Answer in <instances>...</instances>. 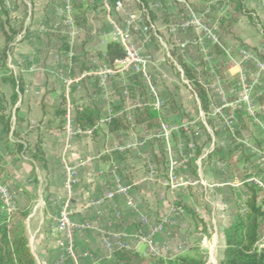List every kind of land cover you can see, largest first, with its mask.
Listing matches in <instances>:
<instances>
[{
	"label": "rangeland",
	"instance_id": "1",
	"mask_svg": "<svg viewBox=\"0 0 264 264\" xmlns=\"http://www.w3.org/2000/svg\"><path fill=\"white\" fill-rule=\"evenodd\" d=\"M83 1L88 6L78 13L79 20L85 17V22L75 25V4ZM245 1L254 13L239 17L230 29H221L217 20L228 17L230 9L218 0H120L115 6L110 0H32V4L30 0H0V24L16 32L7 66L14 76H21L18 84L23 95L16 107L23 122L17 130L31 144L40 134L43 148L51 145L55 154L68 145L65 159L75 148L83 152L99 164L100 181L108 184L104 186L109 190L116 178L130 189L136 188L140 202L134 201L133 210L147 208L155 220L160 218L156 232L162 230L178 239L168 248L157 247L150 234L126 237L127 246L141 254L166 258L197 248L206 264H218L222 232L247 194L244 183L264 185V0ZM110 42L121 44L127 53L125 60L113 66L103 55ZM173 51L197 71L206 68L210 73L208 115L201 111ZM136 74L146 87V101L162 115L163 123L155 131L134 123L133 114L142 98L139 94L132 97L127 88ZM11 92L8 85L0 83V99L7 114L13 115ZM75 106L102 111L101 131L96 136L92 137L90 130L85 134L76 129ZM114 106H121L119 114L124 112L131 123L127 133L117 136L105 133ZM58 107L65 110L64 130L48 131L47 120ZM237 109L250 118L249 130L241 136L233 134ZM237 144L241 150L236 151ZM229 153L236 159L249 158L246 166L243 161L240 164L246 168L243 177L230 175L221 162ZM72 158L75 162L79 155ZM21 159L22 166L27 161ZM2 168L0 197L11 210L16 204L12 184L18 181L12 182L8 170ZM16 168L25 178L28 167ZM35 168L34 178L46 175L39 165ZM44 189L40 186V194ZM143 195L148 196L146 200ZM175 202L194 210L209 237L195 232L190 216L175 208ZM101 216L100 221L107 225L109 214ZM106 234L100 232L102 244L108 240ZM140 236L146 241L136 245ZM188 239L192 242L185 246ZM176 246L179 250L172 251ZM162 250L170 251L163 255Z\"/></svg>",
	"mask_w": 264,
	"mask_h": 264
},
{
	"label": "trees",
	"instance_id": "2",
	"mask_svg": "<svg viewBox=\"0 0 264 264\" xmlns=\"http://www.w3.org/2000/svg\"><path fill=\"white\" fill-rule=\"evenodd\" d=\"M119 1L110 0V3L115 6ZM220 1H224L230 9L228 17H221L217 20L221 29H230L239 17L250 16L254 13L247 8L245 0H218V2ZM30 2L32 4V0ZM87 6L88 3L85 1L75 4V25L85 22V17L79 20L78 12ZM0 30L3 37V43L0 44V83L10 87L12 92L9 105L14 110L13 115L7 114L6 104L0 99V144L7 156L14 157L15 160H22V156L31 166L35 167L37 164L46 172L47 160L43 149L42 136L39 134L35 142L31 144L27 140H23L17 130L23 122L19 115V106L16 107L17 104L21 105L19 95H23V90L18 84L21 76H14L7 66L9 54H11L16 41V32L11 27L6 30L4 23L0 24ZM103 55L109 66H113L115 62L122 61L127 57L123 46L116 42L108 43ZM172 56L176 58L183 78L196 95L201 111L208 115L210 106V73L206 68L197 71L189 66L175 51L172 52ZM127 89L132 97L135 94H139L142 98V103L133 114L134 123L144 126L148 131L159 129L163 123L162 115L150 101H146V87L140 80L139 74L131 78V85ZM170 104L172 109L175 110L176 108L172 101H170ZM262 104H264V100H262ZM112 111L114 112L113 116L105 123V133L112 136H117L119 133H127L131 128V123L124 112L119 114L121 106L112 107ZM101 113L102 111L94 106H75L73 121L76 129L83 132L90 130L92 137L96 136L101 131ZM242 115L241 110L237 109V129L233 133L235 136H241L244 130H249L248 121L250 118ZM64 118V108L53 109V113L47 120L46 129L48 131H63ZM240 121L243 122L239 126L238 122ZM212 122H210V127L214 130L215 126ZM215 131V134H218V131ZM237 145L236 151L241 150L242 148H239V144ZM242 159H236L232 153H229L228 156L221 159V162L226 165L230 175L241 178L244 175L242 170L246 169L244 167L249 161L247 157H244V160ZM206 160L209 161L210 158L208 157ZM157 161L160 160L158 159ZM241 161L245 165H243V168L240 166ZM4 172L5 169L0 164V174ZM247 178L248 176H246ZM244 186L247 194L240 201L241 205L237 206V212L231 224L222 232L224 248L218 264H264V242L262 241L264 189L255 183L248 182V180L244 183ZM173 205L179 211L190 216L195 232L209 237L205 225L188 204L175 202ZM30 212L29 206L20 208L16 204L13 209L8 210L0 197V264H37L26 235V220ZM97 264H206V260L203 253L197 248L190 249L188 253L182 255L177 254L166 258L151 254H141L133 248H119L111 251L109 255L102 256Z\"/></svg>",
	"mask_w": 264,
	"mask_h": 264
},
{
	"label": "crops",
	"instance_id": "3",
	"mask_svg": "<svg viewBox=\"0 0 264 264\" xmlns=\"http://www.w3.org/2000/svg\"><path fill=\"white\" fill-rule=\"evenodd\" d=\"M83 133L89 134L88 131ZM67 147L68 145L65 146L66 150L58 151L55 154L53 151L55 147L44 145L47 171L43 178H34L36 168L33 169V166L27 162L22 164V166L28 167V170L25 173V178H21L16 173V167L22 168V160H13L6 156L3 147L0 149L2 167L4 166L8 170L13 178L12 182L18 181V183L12 184L13 186L11 185L15 189L16 205L20 208L29 206L31 209L26 220V235L37 264H73L72 259L64 252V244L60 236L55 232V218L61 205L67 200L71 203L72 220L85 226L83 230L74 234L77 264H97L102 256L109 255L113 251L112 249L109 250L104 243H101L100 232L103 231H106V236L113 233L128 238L137 234H150L157 247L165 245L169 248V245H175L174 241H178L177 238L175 239L171 235L163 233L162 230L156 232V228H160L158 223L160 218L155 220L147 208L141 211L139 209V212L138 209L133 210L135 208L134 201L137 199L140 202L139 196H136L138 194L136 188L130 189L128 197L115 196L112 200L104 199L103 204H97V200L101 198L100 195L103 196L109 190L108 187L105 188L104 186L106 183L102 184L100 181L98 175L99 164L88 160L87 155L78 152L75 150L76 148L73 154L79 155V159L75 162L72 161L74 159L72 158L73 154L65 159L64 153L67 151ZM48 150H50L49 154ZM52 151L53 154H51ZM50 158L52 161H50ZM67 168L70 170L75 169L77 172L75 182L71 186L67 185ZM42 185L45 187V192L43 191L40 194V186ZM110 185L112 189L113 183ZM144 190L148 193L147 187H144ZM11 191H13L12 188ZM148 196L144 197L145 200ZM100 214L101 217L109 214L110 218L107 225L100 221ZM234 215L232 213L226 227L231 224ZM203 240L204 245L208 246L207 239ZM262 241L264 242V223L262 224ZM109 242L112 244V238ZM188 242L191 243L192 240L188 239L183 243H187L185 246H189ZM185 246L181 248V251L186 250ZM175 249L179 250V247L172 248V251ZM168 251L170 250H167L166 253ZM181 251L179 253H183ZM166 253L163 251L162 254L165 255Z\"/></svg>",
	"mask_w": 264,
	"mask_h": 264
},
{
	"label": "built area",
	"instance_id": "4",
	"mask_svg": "<svg viewBox=\"0 0 264 264\" xmlns=\"http://www.w3.org/2000/svg\"><path fill=\"white\" fill-rule=\"evenodd\" d=\"M122 61H117V62H122ZM66 175H67V185L71 186L75 182V176H74L75 172L74 170H70L69 168H67ZM257 185L264 189V185L262 183H258ZM112 186L113 187L111 190L105 193L102 198L97 200L96 202L97 204H102L104 199L112 200L115 196L128 197L130 186H127V184L122 182V180L116 178L113 181ZM72 215H73V211H72L71 203L69 200H67L61 205L57 213V216L55 218V232L58 233L62 243L64 244L63 249L65 254L72 259L73 264H77V257L74 250V234L77 231L83 230L85 226L74 222L72 220ZM108 237L112 238L113 241L112 244H110L109 242L110 238ZM125 238H126L125 236L110 233L107 235L108 240H103V241H104V245H106L109 250L111 249L114 250L119 248H130L125 243ZM145 241H146L145 238L143 236H140L139 241L137 242L136 245L140 244V242H145ZM135 247L136 246H134V248ZM148 247L150 252L154 251V247L152 246V242L150 240L148 242Z\"/></svg>",
	"mask_w": 264,
	"mask_h": 264
}]
</instances>
